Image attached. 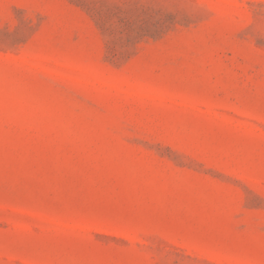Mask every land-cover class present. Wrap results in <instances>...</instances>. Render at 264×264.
I'll list each match as a JSON object with an SVG mask.
<instances>
[{"label": "rangeland", "instance_id": "374dc122", "mask_svg": "<svg viewBox=\"0 0 264 264\" xmlns=\"http://www.w3.org/2000/svg\"><path fill=\"white\" fill-rule=\"evenodd\" d=\"M0 264H264V0H0Z\"/></svg>", "mask_w": 264, "mask_h": 264}]
</instances>
